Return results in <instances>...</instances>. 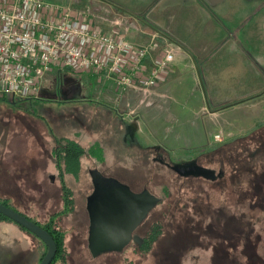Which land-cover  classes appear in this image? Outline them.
<instances>
[{
  "label": "rangeland",
  "instance_id": "rangeland-1",
  "mask_svg": "<svg viewBox=\"0 0 264 264\" xmlns=\"http://www.w3.org/2000/svg\"><path fill=\"white\" fill-rule=\"evenodd\" d=\"M47 1L59 6H66L68 2ZM96 6H88L93 13L91 20L105 32H110L109 28L119 21L118 26L131 41L155 44L152 55L174 48L173 69L150 93L117 88L105 77L75 75L82 72L68 69H63V84L59 86L60 78L53 70L42 83L46 91L45 96H38L41 99L21 100L10 96L11 100H0V200L9 198V204L15 209L42 224L50 219L52 211L64 208V202H58L51 194L53 173L46 170L48 163L45 162L50 152L40 150V143L52 146L56 137L62 136L60 133L70 139L82 133L87 139L82 140L83 145L99 140L107 149L102 155L105 162L87 157L81 160L83 168L79 175L83 172V177L72 187L76 211L68 218L65 232L73 251L75 248L78 264L156 263L153 253L133 252L134 246L122 254L104 252L94 257L89 253L88 242L82 240V234L87 240L90 226L87 200L94 184L89 175L92 169H103L100 174L126 184H130L134 173L144 174L146 191L163 198L164 202L153 212H158L157 216L168 224L167 230L176 231L178 224L187 218L192 219L191 223L197 220L194 216L209 222L214 219L213 215L224 213L234 217L245 215L243 221H252V234L258 233L264 238V209L260 207L261 201L252 197L259 187L257 180L264 182V177H260L264 173V94L258 96L255 104L247 102L249 95L222 96L227 87L221 86L231 87V82L204 81L202 73L206 65L194 64L195 59L193 63L182 50L170 41L164 42L161 34L145 27L139 19L119 15L103 4L98 5V12ZM182 54L183 62L179 59ZM257 67L264 72V64ZM259 78L261 81H239L236 90L250 92L251 96L257 94L264 89V73ZM46 96L49 98L44 99ZM109 115L122 119L125 131L118 121L108 120ZM96 123L100 125L99 130L93 127ZM113 135L117 139L111 138ZM218 135L220 139H216ZM155 146L164 153H152L147 162L141 159L144 148ZM196 161L222 170L223 178L216 181L197 177L191 182L190 177L172 168L175 164H196ZM261 186L264 188V183ZM252 199L256 201L250 203ZM198 209L211 212L200 214ZM9 223L13 227L0 226L3 229L0 239L7 244L3 250L4 245L0 246V264H31V254H36L40 247L30 242V236L23 232L26 230L15 222ZM262 241L260 249L264 248ZM211 252L204 245L197 246L182 263L212 264ZM245 259L244 254L242 260Z\"/></svg>",
  "mask_w": 264,
  "mask_h": 264
},
{
  "label": "built area",
  "instance_id": "built-area-1",
  "mask_svg": "<svg viewBox=\"0 0 264 264\" xmlns=\"http://www.w3.org/2000/svg\"><path fill=\"white\" fill-rule=\"evenodd\" d=\"M90 15L47 0H0V94L34 99L55 69L91 72L140 93L169 76L174 48L152 55L154 43L131 41L121 29L105 32Z\"/></svg>",
  "mask_w": 264,
  "mask_h": 264
},
{
  "label": "crops",
  "instance_id": "crops-1",
  "mask_svg": "<svg viewBox=\"0 0 264 264\" xmlns=\"http://www.w3.org/2000/svg\"><path fill=\"white\" fill-rule=\"evenodd\" d=\"M65 4L66 6H73L80 10L88 9L89 5H97L95 11L98 12V5L103 4L108 6L110 10L119 12V15L123 13L129 16L130 19H139L145 27L161 34L164 42L168 43L170 41L173 45L177 46L178 49L182 50L186 57L191 59L193 63L195 59L196 62L194 64L206 65L202 73V79H204V81H222L224 84L231 82V87L228 86L229 84L221 86L222 89L227 87L225 91H228V93L225 92L221 94L222 96L237 97L249 95L246 97L248 98L247 102L255 104L258 96L264 94V89L260 91L261 93H254L255 95L253 96H251L250 92L244 94L241 90H236V84L239 81H261L259 75L264 73L257 67L260 63L264 64V0H68ZM116 22H114L113 26L109 29L114 28L124 31L123 28L118 26L119 21ZM179 59L182 62L185 60L183 54L180 55ZM54 71H57L62 85L63 69ZM77 74L95 75L91 72L75 73V75ZM47 79L48 77L45 78V80ZM108 82L111 81L108 80ZM111 83L114 86V83ZM154 90H152V92H154ZM45 91L46 89L42 86L39 96L44 95L43 92ZM48 98L49 96L44 97V99ZM36 99H41V97H36ZM111 112L113 113V111ZM119 121L122 122L125 127L126 124L122 119ZM59 129L60 125L57 127V130ZM74 132L76 133L77 131L74 130ZM60 134L62 135L60 137H63V133ZM81 134L82 133L77 134L78 137L76 136L74 140L82 144V140L86 141L87 139ZM53 142L54 144H51L52 146H50L49 142H47L49 145L40 143V150L46 151L47 153L48 151L50 152L45 160V162L48 163L46 170H51L53 173V179H51L53 192H51V194L60 202L63 201L61 180L57 176L59 172L54 163L55 159L53 152L56 147V140ZM96 142L102 141L91 140L86 147H90ZM52 153L53 156L51 157L50 155ZM82 173L81 175L78 174L79 176L73 173L65 174L67 184L71 186V188L75 187L77 185L75 182H78L83 177ZM59 210L61 209H55L51 214ZM75 211L73 213H75ZM73 213L59 220V224L62 228L65 229L67 227V220L69 217L73 216ZM0 226L3 229L4 227H13L9 221L2 219ZM23 232L27 233V236H30L31 243H35L36 246L40 247L38 252L36 251V254H31V264H39L40 255L45 252V247L38 238H34L35 236L28 231ZM82 238L83 241H86V243L88 242L87 249L90 253L89 240H85L83 234ZM0 242L1 248L4 245L2 250L5 246L7 247L6 241L0 239ZM67 244L71 263L78 264L79 260L77 261L74 256L75 248L73 251L69 241H67Z\"/></svg>",
  "mask_w": 264,
  "mask_h": 264
},
{
  "label": "flooded vegetation",
  "instance_id": "flooded-vegetation-1",
  "mask_svg": "<svg viewBox=\"0 0 264 264\" xmlns=\"http://www.w3.org/2000/svg\"><path fill=\"white\" fill-rule=\"evenodd\" d=\"M61 86V85H60ZM132 143L130 147H132ZM140 145V144H139ZM156 147V146H155ZM159 148L160 147H156ZM143 159L145 162H147L148 155L145 151H143ZM169 157V154H168ZM146 159V160H145ZM167 161V158H164ZM172 162V161H171ZM188 163V164H187ZM184 164H180L183 166L182 168H177L175 166H178L179 164H175L172 168L177 171L178 174H181L182 176L190 177L189 180L193 182L196 178V175L198 173H203V170H200V168L195 163L187 162ZM168 164V163H167ZM166 164V165H167ZM174 164V162H172ZM169 165V164H168ZM196 167V168H194ZM189 168V169H188ZM95 169L90 170V175L93 181V173ZM103 169L96 170L101 173ZM140 172V171H139ZM138 172V173H139ZM182 172H192L190 174H184ZM224 174L222 172V175L220 177H212L211 180H216L219 178H223ZM113 178V177H109ZM115 179V178H114ZM117 180V179H115ZM144 180L145 176L144 174L140 173V175L134 173L130 180V184H126V182H123L126 186L130 187V189L135 193H142L146 191V188L144 186ZM188 181V182H190ZM217 181V180H216ZM258 181V180H257ZM118 182V181H117ZM121 182V183H122ZM259 184V181H258ZM95 184H93L92 188L93 191L89 194L88 200L90 196L95 195ZM261 194L262 199L259 198L260 207L264 209V188L263 186L259 185L257 188V193ZM97 196L95 199H93V206L96 208H101V195L99 192L96 194ZM157 202L155 207L150 210L149 215L140 223L138 224V227L133 232V236L129 244L122 250V251H108V252H114V253H124V251H127L129 248H133V252H140L141 254L148 255V253L141 252V250H144V247L146 246L148 242V234L149 231L153 228L154 224H163L165 225L164 221L157 216L158 212H153L157 205L160 202ZM87 200V209H88V201ZM89 213V211H88ZM243 217H228L224 215H220L215 217V219L211 222H209L208 229L206 233H185L183 231L178 232H170L166 231L164 226V233H161L158 237H156V241L154 244V247L149 250V253H153L156 257V263L155 264H183V260L188 257L189 252H192L194 248L197 246L204 245L206 249H211V262L212 264H244L243 256L245 253H250L252 251V245L249 241L247 246H245L246 250L243 248L244 246V237L250 236L251 226L247 223V221H243ZM38 223V222H37ZM45 223H39L40 225L44 227ZM163 229V228H162ZM247 231V232H246ZM30 234L37 237L33 233L29 231ZM38 238V237H37ZM40 240V238H38ZM248 239V238H247ZM206 240V242H204ZM42 242V240H40ZM42 244L45 247V254L47 253V246L44 242ZM132 246V247H131ZM156 246V248H155ZM45 256V255H44ZM43 256V257H44ZM43 259V258H42ZM42 261V260H41ZM40 261V263H41ZM54 261V260H53Z\"/></svg>",
  "mask_w": 264,
  "mask_h": 264
},
{
  "label": "trees",
  "instance_id": "trees-1",
  "mask_svg": "<svg viewBox=\"0 0 264 264\" xmlns=\"http://www.w3.org/2000/svg\"><path fill=\"white\" fill-rule=\"evenodd\" d=\"M58 84L61 85V83H58ZM9 97L6 95L0 94V100H3V101L11 100V99H9ZM114 117L116 119L112 118V116L109 115L108 120L112 119V120L118 121L119 125L121 127H123L124 131H125V127H124L123 123L119 121V118H117L116 116H114ZM112 120L110 122L111 125L113 123ZM93 127H96V129L99 130L100 125H98V123H96L93 125ZM105 127H107V125H105ZM89 128H91V126H89ZM110 134H113V133H110ZM107 136H109V135L107 134ZM113 136L111 138H115V135H113ZM122 136H124L123 133H122ZM115 139H117V136ZM55 140H56V147L54 148V151H53L54 152V159H55L54 163L56 164L57 170L59 172L57 174V176L61 180L62 199H63L62 202H64V208H62L58 212L52 213V215H49L50 219L47 221V223L44 225V227H45V229L49 230V232L54 236L55 242H57V246H58V251L56 253V257H55L54 261L52 262V264H72L70 261V258H69V254H68L69 252H68V244L66 241L67 240L66 239V232H65V229L62 228L61 225L59 224V220L63 219L64 216H66L70 213H73L76 209V207H75V202H76L75 201L76 200L75 194H74V191L71 188V186H69L67 184V182L65 180V174L73 173L74 175H78L80 173V170L83 168L81 160L84 157L99 159L101 162H105L104 157L102 155L104 152H106L105 149H107V148H105L104 145H102L103 141L102 142H96L92 146L86 147V146L82 145L80 142H78V141L76 142V140L66 138L64 136L63 137H56ZM143 151H145L147 153L148 157L150 155H152V153H155V152L157 154L164 153V151L162 149H159L156 147L144 148ZM155 158L156 157H154L153 159H155ZM85 160L86 159H84L83 161H85ZM86 161H88V160H86ZM88 164H89V161H88ZM196 164L200 168V170H203V173H201V172L198 173L196 175V178L197 177H203V178H208L210 180V179H213L212 177H220L222 175V170H220V171L215 170L213 167L207 166V165H205L199 161H196ZM167 166L169 167V169L171 168L168 164H167ZM248 169H250V168H248ZM260 175H262L260 177H264L263 172ZM261 183H264V182L259 181V185H261ZM166 191L168 192V188L165 190V192ZM256 193H257L256 191L253 192L252 197H254L255 199H256V197H257V199H259V198L262 199L261 194H256ZM244 198L246 199V195L244 196ZM9 200H10L9 198L1 199L0 202H2L3 204L15 209V207H13L11 204H9ZM255 201L256 200L252 199L250 201V203L255 202ZM163 202H164L163 198L161 197L158 205L162 204ZM158 205H157V207H158ZM253 206L254 205H252L251 207H253ZM15 210H17V209H15ZM198 210L200 212V209H198ZM209 211L210 210L207 211L205 209H201V212L204 213L205 215H206V212H209ZM201 212H200V214H201ZM21 213L24 214L29 219L40 223L39 221H37L34 218L26 215L25 213H23V212H21ZM220 215H224V213H220L217 216H220ZM213 216H214V219H215V217H217L215 215H213ZM228 217H234V216H228ZM242 217L244 218L245 215L244 216L242 215ZM194 218L197 219L194 223H191V222H193L191 218H187L183 223L178 224L179 226L177 227L176 231L167 230L166 227L168 224L164 223L165 224L164 226H165L166 231H170V232H178L180 230V231H183L185 233L186 232L187 233H193L194 232V233L199 234V233H206L208 226H209V222L214 220L213 219V220H210L209 222H205L204 219H202V218L200 220H198V218L196 216H194ZM0 219L7 220L10 222H14L13 220H11L10 218L6 217L5 215H3L1 213H0ZM249 220L250 219H247L246 221L249 224V226H251V229H252V227H253L252 221H249ZM202 221H204V223H202ZM16 224L19 225L23 230H26L25 227L21 226L18 223H16ZM164 226H163V224H160V222H159V224L158 223L154 224L153 228L149 231V234L147 236L148 242H147L146 246L144 247V250H141V252L149 254V250H151L154 247L155 241L157 239L156 237H158L161 233H164ZM26 231H28V230H26ZM250 231H251V233H250L251 235L248 237L247 236L244 237L243 248L246 250L245 246H247L246 244H248L250 241L251 245H252L251 247L253 250L250 251V253H245L246 259L244 260V264H264V248L260 249V247H258L259 244L261 242H263L262 240L264 238L258 233L252 234L253 229ZM109 253H112V252H109ZM44 254H45V252L40 255V261L42 260ZM113 258H116V257H113Z\"/></svg>",
  "mask_w": 264,
  "mask_h": 264
},
{
  "label": "water",
  "instance_id": "water-1",
  "mask_svg": "<svg viewBox=\"0 0 264 264\" xmlns=\"http://www.w3.org/2000/svg\"><path fill=\"white\" fill-rule=\"evenodd\" d=\"M176 167L183 166L179 164ZM92 172L95 195L90 196L88 200L90 231L87 240H89L90 254L97 257L108 251H122L131 241L130 238L138 224L149 215V211L155 207L159 198L149 191L135 193L120 181L105 177L96 170ZM97 192L101 195L102 209L93 206L92 200L97 196ZM0 213L40 238L48 248L40 264H52L58 246L49 230L2 202H0Z\"/></svg>",
  "mask_w": 264,
  "mask_h": 264
}]
</instances>
